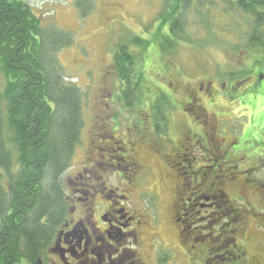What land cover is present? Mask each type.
Returning <instances> with one entry per match:
<instances>
[{"label": "flooded vegetation", "instance_id": "af4514ba", "mask_svg": "<svg viewBox=\"0 0 264 264\" xmlns=\"http://www.w3.org/2000/svg\"><path fill=\"white\" fill-rule=\"evenodd\" d=\"M174 70L162 76L167 88L153 79L154 92L135 93L129 106L125 84L117 100L109 92L103 108L96 104L83 147H72L59 175L60 216L32 256L19 253L11 264H175L176 250L182 264H264V253L252 254L243 235L248 213L264 208V198L253 205L238 193L262 182L246 179L262 158L240 151L237 133L220 132L261 93L264 70L240 77L219 68L192 82ZM159 180L175 189L170 229L161 227L164 217L152 222L142 203Z\"/></svg>", "mask_w": 264, "mask_h": 264}, {"label": "rangeland", "instance_id": "374dc122", "mask_svg": "<svg viewBox=\"0 0 264 264\" xmlns=\"http://www.w3.org/2000/svg\"><path fill=\"white\" fill-rule=\"evenodd\" d=\"M20 1L32 9L34 15L40 19L41 26L46 27V31L56 35L52 43L55 40L60 48L51 56L60 72L62 83L73 84L80 89L82 123L73 148L83 147L82 143L84 144L86 136L84 134L93 121L92 115L96 113V104L103 108V99L109 92H112V98L117 100L118 95L114 92H120V89L124 88L111 68L113 56L121 45L133 51L132 56L138 59L135 65L137 69L142 71L144 63L149 67L150 71L146 70V67L143 70L145 84L141 91H148L152 87L148 92L146 91L150 94L154 92V87L158 86L153 79L158 83L163 82L167 88L170 81L164 80L163 74L159 72L161 69L172 71L174 66H179V71L187 74L191 82L196 80L201 72V75L209 76L215 67H220L224 71L235 69L234 71L239 70V72L250 71L255 68L254 66L260 71L264 70V50L259 45L249 47L254 18L228 5L227 0H189L182 3L177 17L182 32L170 36V40L167 41L173 42L175 49L165 54H162L154 40L157 35L164 36L163 31L161 34L158 32V26L171 0ZM163 21L167 22V18ZM262 30L260 29L259 32ZM135 41L152 42L150 49H147L144 43L139 47ZM3 75L0 70V142L5 143L6 151L12 152V159H15V144H13L15 132L6 129L9 114L8 102L4 99ZM139 92L138 89L136 93ZM251 97L246 109L233 113L232 122L225 124L220 132L222 135L229 131L237 133L239 150L246 152L248 157L258 155L262 158V161L259 160L257 163L256 173L252 174L251 171V176L249 173L246 177V179L262 180L260 183H255V192L247 191L245 194L242 191L238 192L246 201L254 205L258 201L257 198H264V164H262L264 163V78L261 83V93ZM96 100L99 102H95ZM223 112L227 114L226 111ZM12 164L11 169H14L15 161ZM155 173L158 175L159 172ZM0 174H2L1 170ZM0 178V191L4 192L11 182L5 175ZM247 187L249 190L248 185ZM154 189L143 198V206L146 205L152 211V215L150 214L152 222L157 221L158 217L159 220L164 217V222L160 225L163 229L166 226L170 229L167 204L169 195L174 193L175 189L172 184L165 187L161 180ZM245 220L248 223V232H246L247 228L243 232L246 236L244 245L252 254H257V250L264 253L262 230L264 224L259 230L258 221L264 222L263 206L259 205V209L248 213ZM160 235L167 241L166 235L162 234L161 230ZM174 237L177 243L176 231ZM251 240H254L253 243ZM175 254L174 263L182 264L180 250H176Z\"/></svg>", "mask_w": 264, "mask_h": 264}, {"label": "trees", "instance_id": "16d2710c", "mask_svg": "<svg viewBox=\"0 0 264 264\" xmlns=\"http://www.w3.org/2000/svg\"><path fill=\"white\" fill-rule=\"evenodd\" d=\"M186 1L189 2L171 0L161 16L158 32L163 31L164 36L157 35L154 42L162 54L175 49L173 42L167 40L182 32L177 17ZM227 1L254 18L249 47L259 45L264 50V0ZM45 29L27 4L0 0V70L5 78L4 99L9 114L6 129L15 132L17 146L16 157L12 159V152L6 151L5 143L0 142V177L5 175L11 182L10 189L0 191V264L8 261L11 264L19 253L32 256L34 246L41 244L44 234H49L51 223L60 216L59 175L71 157L82 123L80 89L62 83L51 56L60 47L55 40L52 43L56 35ZM151 42L135 41V44L142 47L144 43L150 49ZM128 49L124 45L119 47L111 67L121 85L125 84L124 106H129L138 89L141 93L145 67L150 71L146 63L142 71L137 69L138 59ZM175 68L180 70L179 66ZM217 68L220 67L214 70ZM234 70L231 72H238L240 77L249 72ZM165 73L166 70L162 74ZM14 161L15 173L11 169Z\"/></svg>", "mask_w": 264, "mask_h": 264}, {"label": "bare ground", "instance_id": "6f19581e", "mask_svg": "<svg viewBox=\"0 0 264 264\" xmlns=\"http://www.w3.org/2000/svg\"><path fill=\"white\" fill-rule=\"evenodd\" d=\"M49 69V68H48ZM26 198V197H25ZM7 208V207H6Z\"/></svg>", "mask_w": 264, "mask_h": 264}]
</instances>
